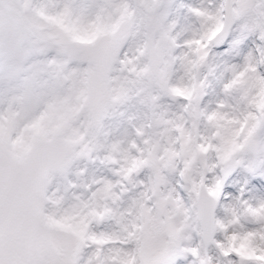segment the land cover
Instances as JSON below:
<instances>
[{
    "label": "snow or ice",
    "instance_id": "obj_1",
    "mask_svg": "<svg viewBox=\"0 0 264 264\" xmlns=\"http://www.w3.org/2000/svg\"><path fill=\"white\" fill-rule=\"evenodd\" d=\"M0 264H264V0H0Z\"/></svg>",
    "mask_w": 264,
    "mask_h": 264
}]
</instances>
